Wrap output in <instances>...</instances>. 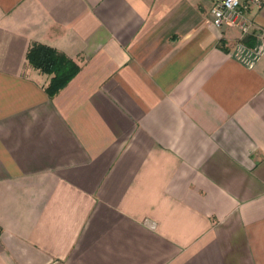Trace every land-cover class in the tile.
Masks as SVG:
<instances>
[{"label":"crops","instance_id":"1","mask_svg":"<svg viewBox=\"0 0 264 264\" xmlns=\"http://www.w3.org/2000/svg\"><path fill=\"white\" fill-rule=\"evenodd\" d=\"M209 7L0 0V264H264V4Z\"/></svg>","mask_w":264,"mask_h":264},{"label":"trees","instance_id":"2","mask_svg":"<svg viewBox=\"0 0 264 264\" xmlns=\"http://www.w3.org/2000/svg\"><path fill=\"white\" fill-rule=\"evenodd\" d=\"M29 63L43 72L53 74L47 90L50 95L64 87L81 66L68 54L43 42H33L27 51Z\"/></svg>","mask_w":264,"mask_h":264},{"label":"built area","instance_id":"3","mask_svg":"<svg viewBox=\"0 0 264 264\" xmlns=\"http://www.w3.org/2000/svg\"><path fill=\"white\" fill-rule=\"evenodd\" d=\"M212 22L217 26L232 25L239 27L244 34L254 33L261 36L260 27L248 16L254 8L260 9L264 0H208ZM256 54V53H255ZM255 57V56H254ZM252 64V63H251Z\"/></svg>","mask_w":264,"mask_h":264}]
</instances>
